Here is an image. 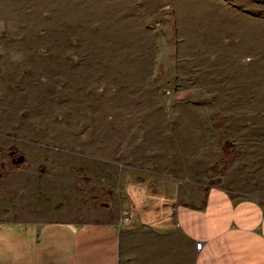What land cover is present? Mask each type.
Returning <instances> with one entry per match:
<instances>
[{
  "label": "rangeland",
  "instance_id": "374dc122",
  "mask_svg": "<svg viewBox=\"0 0 264 264\" xmlns=\"http://www.w3.org/2000/svg\"><path fill=\"white\" fill-rule=\"evenodd\" d=\"M0 64V131H19L0 133L1 172L66 166L86 195L114 181L109 161L182 176L212 150L198 177L245 171L264 196L263 2L0 0Z\"/></svg>",
  "mask_w": 264,
  "mask_h": 264
},
{
  "label": "crops",
  "instance_id": "0c3cea01",
  "mask_svg": "<svg viewBox=\"0 0 264 264\" xmlns=\"http://www.w3.org/2000/svg\"><path fill=\"white\" fill-rule=\"evenodd\" d=\"M211 153L182 176L109 161L114 181L86 195L72 168L8 169L0 156V264H264V196L241 190L245 171L231 168L217 183L198 177L220 159Z\"/></svg>",
  "mask_w": 264,
  "mask_h": 264
},
{
  "label": "flooded vegetation",
  "instance_id": "af4514ba",
  "mask_svg": "<svg viewBox=\"0 0 264 264\" xmlns=\"http://www.w3.org/2000/svg\"><path fill=\"white\" fill-rule=\"evenodd\" d=\"M3 73V67L2 65L0 64V74ZM1 76H0V80H1ZM0 85H1V81H0ZM0 108H1V101H0ZM0 133H19V131L17 129L15 130H11L9 131L8 129L5 130V131H0ZM1 135V134H0ZM3 136V135H2ZM14 140H12L13 142ZM1 149V148H0ZM1 153V152H0ZM6 153H7V157H8V160H10L11 163H20V161L18 160L20 156H23L21 153L17 152L15 146L12 145H8L7 147V150H6ZM24 158V157H23ZM7 161V160H6ZM23 161V160H22ZM21 161V162H22ZM8 162V161H7ZM1 168V167H0ZM14 168V167H13ZM13 168H10V169H13ZM3 172L0 171V177L3 176Z\"/></svg>",
  "mask_w": 264,
  "mask_h": 264
},
{
  "label": "built area",
  "instance_id": "2783aa9c",
  "mask_svg": "<svg viewBox=\"0 0 264 264\" xmlns=\"http://www.w3.org/2000/svg\"><path fill=\"white\" fill-rule=\"evenodd\" d=\"M134 216H135L134 212L131 209H126L123 212V222L132 223L134 221ZM201 245H202L201 241H197L195 246L197 249H200Z\"/></svg>",
  "mask_w": 264,
  "mask_h": 264
},
{
  "label": "water",
  "instance_id": "95a60500",
  "mask_svg": "<svg viewBox=\"0 0 264 264\" xmlns=\"http://www.w3.org/2000/svg\"><path fill=\"white\" fill-rule=\"evenodd\" d=\"M254 1L263 2L264 3V0H254ZM18 160L21 162L23 160V156H20Z\"/></svg>",
  "mask_w": 264,
  "mask_h": 264
},
{
  "label": "bare ground",
  "instance_id": "6f19581e",
  "mask_svg": "<svg viewBox=\"0 0 264 264\" xmlns=\"http://www.w3.org/2000/svg\"><path fill=\"white\" fill-rule=\"evenodd\" d=\"M113 17V16H112ZM83 19V18H82ZM202 57H204V56H202ZM217 60V59H216ZM213 63V62H212ZM194 64V63H193ZM191 70V69H190ZM197 70H199V69H197Z\"/></svg>",
  "mask_w": 264,
  "mask_h": 264
}]
</instances>
